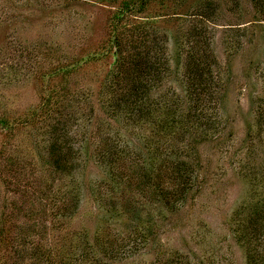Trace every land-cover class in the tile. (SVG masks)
<instances>
[{"label": "trees", "instance_id": "obj_1", "mask_svg": "<svg viewBox=\"0 0 264 264\" xmlns=\"http://www.w3.org/2000/svg\"><path fill=\"white\" fill-rule=\"evenodd\" d=\"M90 1L99 5L93 12H100V31L90 20L74 38L54 34L23 43L14 33L0 46V83L31 79L39 94L32 107L0 100V264H124L126 253L148 245L157 250L149 264H194L178 249H160L158 237L204 183L200 147L225 137L228 88L219 78L208 24L222 4L241 9L244 0ZM250 4L252 16L264 21V0ZM66 12L70 21L73 8ZM174 17L183 19L168 20ZM172 21L175 28L166 25ZM173 72L180 76L178 89L169 80ZM262 106L247 136L264 131ZM21 133L23 150L10 141ZM123 135L140 138L137 147L121 142ZM254 157L241 166L249 197L230 220L246 264H264V163ZM89 164L97 169L94 180L85 178ZM105 185L107 192H100ZM82 186L98 211L92 233L73 224ZM134 191L163 211L119 230L114 224L126 212L133 218L127 194ZM40 202L44 212L38 214Z\"/></svg>", "mask_w": 264, "mask_h": 264}, {"label": "rangeland", "instance_id": "obj_2", "mask_svg": "<svg viewBox=\"0 0 264 264\" xmlns=\"http://www.w3.org/2000/svg\"><path fill=\"white\" fill-rule=\"evenodd\" d=\"M189 1L195 3L197 0ZM241 3H243L241 9H239L241 5L238 7L236 3L222 4L219 16L208 24L213 48L221 64L219 78L224 80V87L228 88L227 95L222 98L223 112L225 117H228L230 125L228 124L225 137L223 136L218 144L210 142L200 147L204 167L199 176L204 183L200 185L193 198H189L184 206H179L177 212L172 213L158 237L160 249L163 248L166 252L178 249L187 254L189 261L191 259L194 264H246L244 251L234 239L230 219L235 209L249 197V190L251 191L247 181L241 177V166L253 152L256 162L264 163V131L258 135L256 130L258 137L247 136L248 125L253 121L254 112L259 108V104L264 103V21L256 20L252 16L250 0ZM94 6L99 5L92 4L90 0H0V46L7 45V41L14 33L15 38L23 43L54 34L64 36L65 39L74 38L90 20L93 22L90 27L92 29L97 27L96 31H100L102 18L96 22L100 12L96 11L95 16ZM67 7L73 8V14L69 15L70 21L66 20ZM76 11L91 19L86 17L79 19ZM171 19L182 21L183 18L174 17L168 20ZM193 20L195 19L191 17L187 21ZM173 21L166 25L175 28ZM67 42L65 40V43ZM172 46L170 41V47ZM170 54L173 56V51H170ZM4 68L0 67L2 70ZM176 75L173 72L169 80H173L171 86L178 89L176 80H180V76L177 75L176 78ZM34 83L36 84L31 79H24L12 85L0 83V100L6 102L7 99H12L16 101L13 103L15 105L32 107L39 101ZM91 103L94 104L95 101ZM229 129L232 130L227 132ZM13 136L14 139L10 138V141L13 145L19 144L20 150H23L27 145L25 133ZM127 137L129 138V135H123L121 142H133L132 147L135 148V145L137 147L140 138L134 136L127 140ZM3 140L5 137L0 138V149L3 147ZM13 145L11 146V143L5 145L6 151L12 155ZM21 155L30 161H39L38 157L24 155L23 152ZM96 171V166L89 164L85 178L96 179ZM107 190L108 185H105L99 191ZM142 193L134 191L127 194L129 196L127 208L134 209V212H131L133 218L126 212V217H121L120 222L114 224L115 228L132 230L137 221L153 220L155 216L160 215L163 209L155 203L151 204L149 198ZM79 194L80 207L73 224L75 228L87 227L92 233L97 223L94 220L95 213H98L96 202L83 186ZM115 194L120 195V191ZM131 203L137 204L135 208H132ZM37 209L38 214L43 213V203H37ZM134 215L139 217L138 220H135ZM47 225H50V222ZM156 254V248L148 245L138 253L133 251L126 253L123 262L149 264L155 259Z\"/></svg>", "mask_w": 264, "mask_h": 264}]
</instances>
